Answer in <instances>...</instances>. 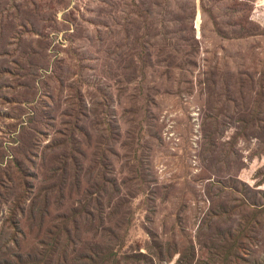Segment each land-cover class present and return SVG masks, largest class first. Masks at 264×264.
<instances>
[{
	"label": "rangeland",
	"instance_id": "374dc122",
	"mask_svg": "<svg viewBox=\"0 0 264 264\" xmlns=\"http://www.w3.org/2000/svg\"><path fill=\"white\" fill-rule=\"evenodd\" d=\"M44 1L55 67L27 93L41 97L12 153L46 155L34 209L49 214L39 235L37 216L20 220L22 251L89 210L52 264H264V0Z\"/></svg>",
	"mask_w": 264,
	"mask_h": 264
},
{
	"label": "trees",
	"instance_id": "16d2710c",
	"mask_svg": "<svg viewBox=\"0 0 264 264\" xmlns=\"http://www.w3.org/2000/svg\"><path fill=\"white\" fill-rule=\"evenodd\" d=\"M60 3L57 4L60 5ZM49 11L50 4L48 1L42 2V0H10V3L5 8L0 6V125H3L5 120H15L14 124L7 126L9 131H6V133L0 129V221H2L0 230V264H39L44 259H47L44 264H52L50 260L56 241L63 238L64 241L69 242V239L66 238L70 237V233L68 231L65 233V229L72 228L69 225H74L76 217H83L87 224L91 217L89 210H85L81 215H75L76 212L72 210L68 216H60L61 221L56 225H52L50 231H47L49 235H54L52 242L50 241L51 236L43 240L39 239L29 253L22 251V243L26 239V234L20 228V220L24 218L25 220L28 218L34 219L37 216L40 222L36 224L35 229L37 230V235H39L41 233L42 220L49 214L47 206L37 212L34 209L38 172L44 167V157L46 155L41 153V163L35 165L31 161L32 154H28L23 160H20L15 158L12 153V150L19 148V143L17 142L18 127L29 126L33 124L34 120L33 118L23 121L21 117L27 110L30 111L29 107L34 106L41 97L40 95L37 100L25 99L27 93L33 87L36 79L40 75L42 76V71H44L43 73L51 72L53 74V68L50 70V66L55 67L52 63L53 61H51L52 57L49 50L48 55H46L44 54L45 48L39 47V41H44L41 38L42 33L40 30H44L43 25ZM251 13H253V17L251 16L253 22L256 19V11L253 9ZM262 20L264 21V16ZM27 40L30 41L27 42ZM10 47H12L11 50ZM14 59L15 61H13ZM47 59L50 60V63ZM13 65L17 67V71H15ZM14 78L18 81L17 85L13 84ZM62 85H64L63 82ZM2 109L8 110V112H3ZM12 111L15 112L14 115H11ZM30 113L32 112L30 111ZM76 113L85 118L97 119L94 110L91 116L82 114L79 109ZM79 116L74 118L76 122L73 125L74 133L69 143L67 142L68 147L71 146L73 150L77 148L75 138L81 132L82 135L86 134V129L77 122ZM46 127L52 128V125ZM7 135L9 136L8 138H12L11 142L5 141ZM55 145L62 146L61 144ZM78 150H76L77 153L79 152ZM79 162L83 163L80 160ZM27 163L31 164L30 168L26 166ZM13 168L15 169L13 170ZM62 170L63 168L61 167L55 168L52 171L53 176L58 175L60 177ZM77 171H80V169ZM74 173L79 176L78 172ZM69 182L73 183V178H69L67 183ZM45 184L50 185L48 183ZM11 196L13 197L12 199H10ZM27 200H29L28 206L24 209L22 204ZM48 204L49 198L47 199ZM79 209H81V206ZM97 256L96 253L90 251L86 258L96 261Z\"/></svg>",
	"mask_w": 264,
	"mask_h": 264
}]
</instances>
